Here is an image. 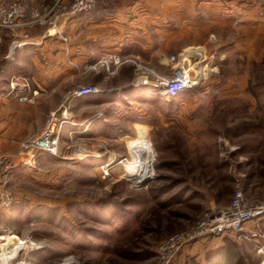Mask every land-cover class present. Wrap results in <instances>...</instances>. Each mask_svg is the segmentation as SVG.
<instances>
[{
	"label": "rangeland",
	"instance_id": "rangeland-1",
	"mask_svg": "<svg viewBox=\"0 0 264 264\" xmlns=\"http://www.w3.org/2000/svg\"><path fill=\"white\" fill-rule=\"evenodd\" d=\"M221 9L215 6L214 14ZM218 30L209 36L211 46L185 45L163 70L142 64L168 75L171 57L197 48L211 60L202 70L204 82L168 101L121 104L117 117L91 130L93 138L86 134V156L47 157L30 176L7 183L14 202L0 210V236L24 244L9 264H62L67 258L75 264H157L164 240L190 229L205 212L228 206L236 190L247 199L264 198V106L247 91L228 93L231 80L248 84L253 72L261 75L260 62L239 56L236 27ZM256 91L264 101V87ZM141 131L147 178L120 164L103 178L102 162L133 160L129 142ZM224 237L243 246L247 264L263 262L264 216ZM195 242L171 264H207L203 252L191 249Z\"/></svg>",
	"mask_w": 264,
	"mask_h": 264
},
{
	"label": "crops",
	"instance_id": "crops-1",
	"mask_svg": "<svg viewBox=\"0 0 264 264\" xmlns=\"http://www.w3.org/2000/svg\"><path fill=\"white\" fill-rule=\"evenodd\" d=\"M13 1L0 0V5ZM27 1L40 12L53 2ZM218 5L222 14L215 15ZM57 27L61 36L47 25H35L25 34L3 31L0 35V157L12 163L6 187L32 173L13 157L21 141L38 136L49 125L71 89L93 84L99 92L69 102L76 124L63 127L55 156L61 161L83 158L86 134L93 138L91 130L117 117L123 109L121 104L148 102L150 86L135 82L132 64L122 65L109 77L102 69L85 71L86 65L102 53H117L163 70L169 57L183 46H211V34L236 27L241 33L239 56L255 62L264 58V10L260 0H226L221 4L215 0H99L93 11L61 19ZM14 78L19 84L26 82L28 89L11 90L9 82ZM228 85L229 94L247 91V80L237 84L231 80ZM33 91L37 93L33 95ZM98 113L101 116L96 118ZM83 128L85 132L75 133L76 142L69 146L68 132ZM47 157L52 155L41 154L39 164ZM223 240L224 235L201 238L191 249L207 258L223 245Z\"/></svg>",
	"mask_w": 264,
	"mask_h": 264
},
{
	"label": "built area",
	"instance_id": "built-area-1",
	"mask_svg": "<svg viewBox=\"0 0 264 264\" xmlns=\"http://www.w3.org/2000/svg\"><path fill=\"white\" fill-rule=\"evenodd\" d=\"M97 3L98 0H53L45 11L40 12L31 6L27 0H15L12 3L0 5V35L3 31L23 32L25 34L35 25H47L55 29L57 34L61 36L57 27L61 19L89 13L96 8ZM260 4L264 10V0H260ZM206 58L204 51L193 47L189 48L182 54L171 57L175 64L168 75H162L156 74L150 68L130 57L104 52L92 63L86 65L85 71L102 69L106 77H109L117 74L122 65L132 64L135 67V82L150 86L147 96L150 99L168 101L191 89L204 79L202 70L208 66ZM18 80L14 78L9 82L10 89L16 90L22 87L23 90H27L28 84L26 82L19 84ZM98 92L99 88L93 84L71 89L64 98L58 113L56 112L52 116L49 125L38 136L21 141L13 158L24 167L34 168L41 154L57 156L64 125L74 126L76 124L70 114L69 102L72 99L95 95ZM36 93V91L32 92L33 95ZM85 130L86 128L80 131L70 130L68 132L69 144L75 143L73 139L75 133H83ZM86 155L87 153L84 154V156ZM121 161L123 160L110 159L102 162L99 165L102 177L110 178L111 171L119 164L121 166ZM11 165V159L0 157V210L10 207L14 202L12 193L6 188V176ZM263 216L264 198L247 199L243 190L238 189L234 192L228 206L205 212L190 229L175 233L164 240L158 246L157 264H171L176 253L191 242L205 237H219L230 232L238 233L246 223L255 219L259 220ZM22 245L24 246L23 242H20L19 247L16 246L18 251L24 248L21 247ZM2 254L3 252L0 251V264H9L17 253L8 260H6L8 257L5 258Z\"/></svg>",
	"mask_w": 264,
	"mask_h": 264
},
{
	"label": "trees",
	"instance_id": "trees-1",
	"mask_svg": "<svg viewBox=\"0 0 264 264\" xmlns=\"http://www.w3.org/2000/svg\"><path fill=\"white\" fill-rule=\"evenodd\" d=\"M258 68H261L262 74L255 75L248 80L247 92L252 95L260 108H263L264 101L260 100V94L257 93V88L264 87V58L260 63H255ZM225 236V235H224ZM207 264H247V257L244 255L243 246L236 240L224 237L223 245L214 253L206 258Z\"/></svg>",
	"mask_w": 264,
	"mask_h": 264
},
{
	"label": "bare ground",
	"instance_id": "bare-ground-1",
	"mask_svg": "<svg viewBox=\"0 0 264 264\" xmlns=\"http://www.w3.org/2000/svg\"><path fill=\"white\" fill-rule=\"evenodd\" d=\"M132 140V139H131ZM130 143V150L128 149V151L130 153L133 154V160L132 161H127V163L125 162H120L122 167L125 168V170H129L134 171V168H136V173L140 176L141 180H143L144 178H147V170H146V166H144L143 164V160L145 159V156L147 154V150H146V137L144 132H140V135L135 138L132 142ZM124 161V160H123ZM121 167V168H122ZM117 169V168H116ZM125 177H127L128 179H132L134 178V176H132V174L129 175H125ZM16 237L13 236H0V251L3 252V257H8L6 258V260H8L9 258H12V256H14L17 252H18V248L19 247V241H17ZM5 243H2V241H5ZM17 246V247H16ZM69 259V260H67ZM65 259V261L62 264H75L73 261H71V258H67ZM49 263V262H46ZM43 263V264H46ZM264 264V261L263 263Z\"/></svg>",
	"mask_w": 264,
	"mask_h": 264
}]
</instances>
